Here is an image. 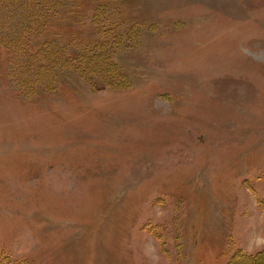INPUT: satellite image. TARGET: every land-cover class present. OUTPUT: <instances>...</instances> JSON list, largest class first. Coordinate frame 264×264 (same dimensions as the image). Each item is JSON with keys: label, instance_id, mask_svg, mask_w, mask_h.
Listing matches in <instances>:
<instances>
[{"label": "rangeland", "instance_id": "374dc122", "mask_svg": "<svg viewBox=\"0 0 264 264\" xmlns=\"http://www.w3.org/2000/svg\"><path fill=\"white\" fill-rule=\"evenodd\" d=\"M257 238L264 0H0V264H251Z\"/></svg>", "mask_w": 264, "mask_h": 264}, {"label": "trees", "instance_id": "16d2710c", "mask_svg": "<svg viewBox=\"0 0 264 264\" xmlns=\"http://www.w3.org/2000/svg\"><path fill=\"white\" fill-rule=\"evenodd\" d=\"M43 63H46L43 61ZM47 64V63H46ZM45 64V66H47ZM245 259H247L251 264H264V251H260L255 255H245Z\"/></svg>", "mask_w": 264, "mask_h": 264}, {"label": "clouds", "instance_id": "9594fccd", "mask_svg": "<svg viewBox=\"0 0 264 264\" xmlns=\"http://www.w3.org/2000/svg\"><path fill=\"white\" fill-rule=\"evenodd\" d=\"M247 252L253 253L256 251H264V238H257L255 242V246L253 247L251 244L246 249Z\"/></svg>", "mask_w": 264, "mask_h": 264}]
</instances>
